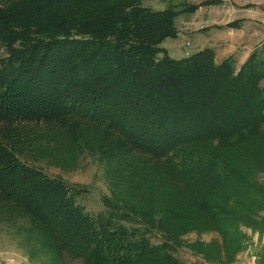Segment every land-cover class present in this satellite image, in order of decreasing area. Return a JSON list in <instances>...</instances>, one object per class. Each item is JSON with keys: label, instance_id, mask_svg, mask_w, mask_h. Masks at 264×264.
<instances>
[{"label": "trees", "instance_id": "16d2710c", "mask_svg": "<svg viewBox=\"0 0 264 264\" xmlns=\"http://www.w3.org/2000/svg\"><path fill=\"white\" fill-rule=\"evenodd\" d=\"M176 14L145 0H0V220L42 264H182L171 251L194 218L230 251L232 220L260 229L227 199L245 213L231 220L216 192L239 179L220 150L264 129L263 49L236 72L208 47L160 55ZM78 151L105 164L102 213L76 201L84 185L25 160Z\"/></svg>", "mask_w": 264, "mask_h": 264}, {"label": "rangeland", "instance_id": "374dc122", "mask_svg": "<svg viewBox=\"0 0 264 264\" xmlns=\"http://www.w3.org/2000/svg\"><path fill=\"white\" fill-rule=\"evenodd\" d=\"M247 1L251 0H145V4L153 9L172 8L177 12L174 18L176 35L163 40L164 52L160 55L167 53L171 57H180L186 49L190 53L195 48L204 46L215 48L218 53L214 56V61L221 62L224 59L222 53L225 57L229 55L230 45L226 44L232 37L228 31L237 30L236 21L229 23V29L221 25V20L232 8L241 4L246 5L249 3ZM256 1L264 5V0ZM201 26L205 29L200 30ZM250 30H253L252 25ZM258 47L264 49V43H260ZM263 52L264 50L262 55ZM243 62L238 59L234 61V72L241 68ZM260 65H257V68ZM262 92L264 96V90ZM80 152L56 156L52 154L39 159L27 157L25 160L72 185H84L86 191L77 194L76 201L90 213H102L105 207L100 197L112 195L105 164L95 153ZM220 152L224 164L239 176L233 187L219 189L216 192L222 198L221 201L224 200L219 203L220 207L229 213L232 220L236 216L231 212H239L241 216L245 213L243 208L230 206V202L237 201L243 206L247 205L260 229L246 226L240 219L237 222L232 220L231 223H234L228 226L231 230L232 226L238 229L240 240L236 249L230 251L224 249L220 234L211 225L202 219L194 218L189 225L187 223L186 227L190 230L179 235L180 245L171 252L182 264H261L264 261V129L252 134L244 143L230 146ZM150 168L157 170L155 167ZM149 180L151 182L156 179L152 176ZM169 188L174 190L175 186L171 185ZM221 198H218V201ZM227 199H231L230 202ZM173 216L169 220L173 221L172 227H175L177 224ZM203 217L209 219L205 214ZM150 239L159 243L160 234H153ZM33 244L23 228L18 229L4 219L0 220V264H42L41 258L30 255V247ZM68 264L83 263L69 261Z\"/></svg>", "mask_w": 264, "mask_h": 264}, {"label": "crops", "instance_id": "0c3cea01", "mask_svg": "<svg viewBox=\"0 0 264 264\" xmlns=\"http://www.w3.org/2000/svg\"><path fill=\"white\" fill-rule=\"evenodd\" d=\"M247 2L249 3H246V5L240 3L241 5L232 8L231 11L227 12L221 20V25L223 24V26L229 29L230 27L228 25L230 22H237L235 24L237 30L234 32L233 30L228 31L232 38H230L226 44L230 45V49L228 50L229 55L225 57L223 53L221 54L224 59L232 56L235 61L238 59V61L242 63L246 60V57L248 58L249 54L255 47H258L260 43H264V5H260L256 0ZM250 25H252L253 30L249 31ZM188 46L184 47L187 48ZM202 48H204V46L195 48L192 52ZM212 49L214 50L215 55H217L218 51L215 48ZM188 53L189 51L186 49L185 53L180 57L185 56Z\"/></svg>", "mask_w": 264, "mask_h": 264}, {"label": "built area", "instance_id": "2783aa9c", "mask_svg": "<svg viewBox=\"0 0 264 264\" xmlns=\"http://www.w3.org/2000/svg\"><path fill=\"white\" fill-rule=\"evenodd\" d=\"M203 28H204L203 26L200 27V29H203ZM187 44H188V43H187ZM261 264H264V261H263Z\"/></svg>", "mask_w": 264, "mask_h": 264}]
</instances>
